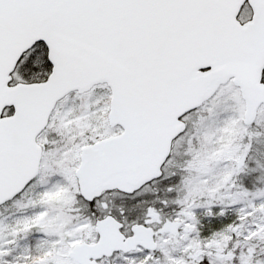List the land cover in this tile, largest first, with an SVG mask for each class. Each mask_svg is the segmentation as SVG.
<instances>
[{
    "label": "snow or ice",
    "instance_id": "snow-or-ice-1",
    "mask_svg": "<svg viewBox=\"0 0 264 264\" xmlns=\"http://www.w3.org/2000/svg\"><path fill=\"white\" fill-rule=\"evenodd\" d=\"M0 264H264V0H0Z\"/></svg>",
    "mask_w": 264,
    "mask_h": 264
}]
</instances>
